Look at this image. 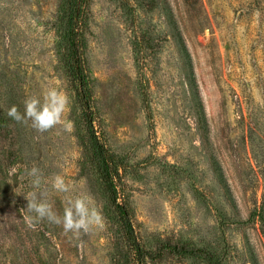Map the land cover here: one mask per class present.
<instances>
[{"label":"rangeland","instance_id":"1","mask_svg":"<svg viewBox=\"0 0 264 264\" xmlns=\"http://www.w3.org/2000/svg\"><path fill=\"white\" fill-rule=\"evenodd\" d=\"M87 11L98 132L145 264H264V0H89ZM67 15V0H0V264H136L63 65ZM51 88L68 98L71 130L7 116ZM33 166L54 212L88 195L104 227L29 226ZM55 174L70 193L51 188Z\"/></svg>","mask_w":264,"mask_h":264},{"label":"trees","instance_id":"2","mask_svg":"<svg viewBox=\"0 0 264 264\" xmlns=\"http://www.w3.org/2000/svg\"><path fill=\"white\" fill-rule=\"evenodd\" d=\"M68 15L62 57L65 71L75 89L86 124L89 140L94 149V162L114 210L126 242L133 251L136 264H145L148 251L145 250L136 234L131 209L127 200L118 191L116 178L119 175V163L104 144L98 132V115L93 95L91 78L86 56L87 9L89 0H67ZM121 200V201H120Z\"/></svg>","mask_w":264,"mask_h":264},{"label":"clouds","instance_id":"3","mask_svg":"<svg viewBox=\"0 0 264 264\" xmlns=\"http://www.w3.org/2000/svg\"><path fill=\"white\" fill-rule=\"evenodd\" d=\"M67 107L68 98L58 89L51 88L43 92L42 99L35 96L27 98L24 101L23 113L16 106H12L7 111V116L24 125L30 122V126L40 133L50 131L57 125H63L66 130H71V123L64 120ZM27 176L30 178L33 191L25 195L28 201L27 211L23 209L21 211L30 214L25 217L29 220V226H33V222L47 220L61 226L65 234L72 233L77 237L81 233L88 234L94 229L104 227L103 216L90 196H66L61 216L53 211V206L46 199L48 193L46 189H42L44 179L42 171L33 166L27 171ZM50 183L51 188L57 193L68 194L72 191L71 184L66 182L61 174H55Z\"/></svg>","mask_w":264,"mask_h":264}]
</instances>
